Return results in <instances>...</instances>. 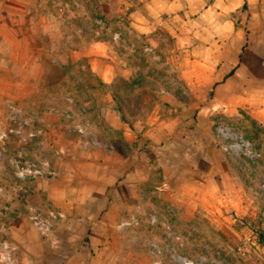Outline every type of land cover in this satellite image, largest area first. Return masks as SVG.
Listing matches in <instances>:
<instances>
[{"label": "rangeland", "instance_id": "rangeland-1", "mask_svg": "<svg viewBox=\"0 0 264 264\" xmlns=\"http://www.w3.org/2000/svg\"><path fill=\"white\" fill-rule=\"evenodd\" d=\"M116 2L38 0L21 23L35 66L0 102V264H23L28 222L64 217L46 180L113 178L117 151L135 180L106 182L104 239L80 227L81 264H264V122L194 77L168 32L152 51Z\"/></svg>", "mask_w": 264, "mask_h": 264}, {"label": "crops", "instance_id": "crops-1", "mask_svg": "<svg viewBox=\"0 0 264 264\" xmlns=\"http://www.w3.org/2000/svg\"><path fill=\"white\" fill-rule=\"evenodd\" d=\"M32 1L38 0H0V102L9 99L8 78H15L17 87L23 86L19 71L35 66L26 60L21 30L22 22L34 20ZM115 5L119 7L113 12L126 9L131 27L146 36L152 51L160 44L158 37L169 33L178 50L191 57L194 77L211 78L212 84L223 82L231 101L252 109L255 118L264 122V0H117ZM111 10L104 7L107 14ZM96 69L104 83L113 81L106 76L107 70ZM121 119L118 128L124 124ZM124 161L119 151L111 158L105 153L102 164L108 170L114 167L113 178L50 177L45 181L48 210L64 217L58 227L51 221L40 226L28 222L23 229V264H81L87 250L77 235L80 227L86 246H98L104 239L106 223L99 214L106 207V182L135 180L133 173L125 175ZM82 209L86 212L81 219Z\"/></svg>", "mask_w": 264, "mask_h": 264}, {"label": "trees", "instance_id": "trees-1", "mask_svg": "<svg viewBox=\"0 0 264 264\" xmlns=\"http://www.w3.org/2000/svg\"><path fill=\"white\" fill-rule=\"evenodd\" d=\"M102 84H104V83H102ZM122 118H123V117H122ZM258 240H259V243H261V244L264 245V232H263V231H261V232L259 233Z\"/></svg>", "mask_w": 264, "mask_h": 264}]
</instances>
